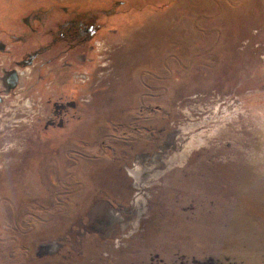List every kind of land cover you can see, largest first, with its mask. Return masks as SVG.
I'll use <instances>...</instances> for the list:
<instances>
[{
    "label": "rangeland",
    "instance_id": "374dc122",
    "mask_svg": "<svg viewBox=\"0 0 264 264\" xmlns=\"http://www.w3.org/2000/svg\"><path fill=\"white\" fill-rule=\"evenodd\" d=\"M68 1L0 0V264H264V0Z\"/></svg>",
    "mask_w": 264,
    "mask_h": 264
},
{
    "label": "flooded vegetation",
    "instance_id": "af4514ba",
    "mask_svg": "<svg viewBox=\"0 0 264 264\" xmlns=\"http://www.w3.org/2000/svg\"><path fill=\"white\" fill-rule=\"evenodd\" d=\"M52 2H53V4H55V2L57 1V0H51ZM60 1V0H59ZM73 1H76V2H73ZM70 4H74V3H80L81 1L80 0H69L68 1ZM66 6L67 5H65V3H64V5H62V8H66ZM53 8V7H52ZM52 14H54V13H52ZM27 21V22H26ZM25 22L29 25V21L27 20V19H25ZM69 23V26L68 27H65V30H62L61 32H60V36H56V38L57 39H61L60 37L62 36H64V35H71L72 37H74V35H82V36H88L89 35V33L92 31L91 30V27H83V28H81L78 32H74L73 34L71 33V28L72 27H74L77 23L74 21V19H71L70 21H68ZM90 30V31H89ZM35 55H36V53H35ZM29 56V59H26V60H24L25 62L27 61V62H29V61H31V59H32V56L33 55H28ZM24 61H22V62H20V63H17L16 65L17 66H21L23 63H24ZM13 70V69H12ZM8 71H10V70H8ZM8 71H5L4 72V76H3V79H2V81H3V83H4V86H5V88H6V90L8 91V90H11L13 87H15L16 86V84H17V82H18V78H16V80H12L13 78H12V75H13V71H11L10 73H9V75H8ZM16 74H14L13 76H15ZM0 102H1V99H0Z\"/></svg>",
    "mask_w": 264,
    "mask_h": 264
},
{
    "label": "water",
    "instance_id": "95a60500",
    "mask_svg": "<svg viewBox=\"0 0 264 264\" xmlns=\"http://www.w3.org/2000/svg\"><path fill=\"white\" fill-rule=\"evenodd\" d=\"M10 72H11V71L8 72V75H9ZM14 74H15V73H13V75H14ZM13 75H12V78H13L12 80L14 81V80H16V77H17V76H16V75L13 76Z\"/></svg>",
    "mask_w": 264,
    "mask_h": 264
},
{
    "label": "built area",
    "instance_id": "2783aa9c",
    "mask_svg": "<svg viewBox=\"0 0 264 264\" xmlns=\"http://www.w3.org/2000/svg\"><path fill=\"white\" fill-rule=\"evenodd\" d=\"M20 74H21V72H20Z\"/></svg>",
    "mask_w": 264,
    "mask_h": 264
}]
</instances>
